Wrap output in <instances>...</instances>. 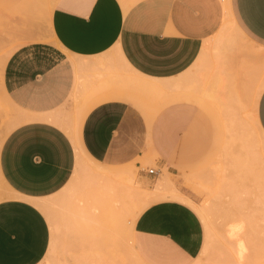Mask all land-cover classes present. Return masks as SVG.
I'll list each match as a JSON object with an SVG mask.
<instances>
[{
    "label": "crops",
    "instance_id": "0c3cea01",
    "mask_svg": "<svg viewBox=\"0 0 264 264\" xmlns=\"http://www.w3.org/2000/svg\"><path fill=\"white\" fill-rule=\"evenodd\" d=\"M28 4L0 0V34ZM229 26L246 46L238 65ZM221 36L232 39L226 64ZM263 74L264 0H55L0 70V95L19 121L0 146V264L44 260L53 235L36 201L80 162L133 166L148 181L147 168L176 175L195 165L211 151L209 98L237 120L257 89L253 120L264 134ZM142 80L173 83L179 99L148 120L134 100ZM190 206L161 199L140 212L131 246L141 264L195 261L202 225Z\"/></svg>",
    "mask_w": 264,
    "mask_h": 264
},
{
    "label": "rangeland",
    "instance_id": "374dc122",
    "mask_svg": "<svg viewBox=\"0 0 264 264\" xmlns=\"http://www.w3.org/2000/svg\"><path fill=\"white\" fill-rule=\"evenodd\" d=\"M54 1L29 0L28 6L12 19L9 33L0 34V70L9 54L28 40L31 28L37 23L42 10L50 9ZM229 32L238 46L234 58L237 65L238 55L244 53L246 46L245 42L235 35L231 26ZM224 39L230 44L232 42L229 37L221 36L216 43L217 54L223 52V46L226 44ZM4 48L7 49L6 54L3 52ZM262 82L264 84V74ZM154 83L157 84V87L154 86L156 88H147ZM138 86L140 88H134V100L139 102L138 106L148 120L152 119L160 108L179 99L172 92L174 84L170 82L142 80ZM256 92L257 89H253L246 98V105L237 110V120H224L225 116H229L224 112L230 109L209 98L212 116L209 125L213 135L211 151L204 154L195 165L180 170L176 175H168L165 170L161 175L148 174V170L153 168H147L145 170L150 175L148 181L143 178L140 169L133 166L108 168L87 160L77 164L71 179L63 188L40 200L44 207H39L46 216L53 235L52 246L40 264H139L131 256L128 237L140 212L147 205L157 201L145 196L154 192L157 184L163 179L168 180L169 187L176 188L189 199L193 204L190 207L196 212L202 225V248L191 264H264V212L258 204L262 195L259 188L264 172L263 176L259 174L262 167L258 166L260 163L250 166L251 169L259 167V171L257 168L255 172L246 170L249 163L257 162V159L261 162V152L264 156V134L262 135L253 120ZM234 122L236 124H233ZM18 123L14 111L0 95V146ZM242 143L246 145L245 148ZM236 148L240 150L239 155ZM232 151L237 152L239 157ZM0 190L5 191L3 186H0ZM240 192L241 194H237ZM236 223L241 226L240 236L246 243L244 251L247 253L243 252L241 256L237 253L236 243L228 242L226 235L228 228L236 226ZM243 256H247V259L241 260Z\"/></svg>",
    "mask_w": 264,
    "mask_h": 264
},
{
    "label": "bare ground",
    "instance_id": "6f19581e",
    "mask_svg": "<svg viewBox=\"0 0 264 264\" xmlns=\"http://www.w3.org/2000/svg\"><path fill=\"white\" fill-rule=\"evenodd\" d=\"M123 2V1H122ZM226 42V44H224V46H223V52L222 53H218V57H217V59H222V61H224V59L226 58L225 57V53L227 52L226 51V49H227V46H228V44H230L229 43V41L227 40V39H224ZM12 50V49H11ZM226 51V52H225ZM232 54V53H231ZM229 56L228 57H230V54H228ZM234 56L236 57V55L234 54ZM220 57V58H219ZM227 57V58H228ZM233 57V56H232ZM227 58H226V60H227ZM221 59L220 60H218L217 62L218 63H221L222 61H221ZM232 59H234V58H232ZM224 61L225 62V64L227 63V61ZM236 60V59H235ZM224 62H223V64H224ZM232 62H234L233 60H232ZM217 63V64H218ZM236 63V62H235ZM235 63H234V66H235ZM224 64V65H225ZM240 64H243V63H240ZM230 65V64H229ZM237 65H238V63H237ZM245 64H243V66H244ZM241 66V65H240ZM248 67V66H247ZM250 68V67H249ZM249 68H246V67H242L241 69H245V70H247L248 69V71H251V69H249ZM245 70H243V73H246L245 72ZM253 71V70H252ZM242 73V74H243ZM246 74H248V73H246ZM157 84H150L147 88H156L157 86H156ZM159 85V84H158ZM154 86H156V87H154ZM232 87V86H231ZM242 120H243V118H241ZM239 121H240V119H239ZM238 121V122H239ZM230 123H231V121H230ZM242 123H244V120H243V122ZM249 123V119H248V121H247V124ZM232 124V123H231ZM230 124V125H231ZM233 124H236V122H234ZM239 124H241V123H239ZM250 124V123H249ZM249 124H248V126H249ZM238 125V124H237ZM244 126V125H243ZM247 126V127H248ZM233 127V126H232ZM231 128V127H230ZM239 128H240V126H239ZM242 128V127H241ZM232 129V128H231ZM244 129H245V127H244ZM239 130H241V129H239ZM229 131V130H228ZM231 131V130H230ZM242 131H243V129H242ZM244 132V134H245V131H243ZM249 133V132H248ZM247 134V133H246ZM259 134V133H258ZM231 135H236L235 133L233 134V133H231ZM263 135V134H262ZM240 137V136H239ZM244 137V136H243ZM263 137H264V135H263ZM241 138V137H240ZM247 138V137H246ZM237 139V138H236ZM243 139V138H242ZM264 138H262V140H263ZM230 140V139H229ZM233 140V139H232ZM247 140V139H246ZM245 140V141H246ZM243 141V140H242ZM241 141V142H242ZM250 141H252V140H250ZM234 141H232L231 143H233ZM239 142V141H238ZM237 142V143H238ZM250 143V142H249ZM264 143V142H263ZM234 144V143H233ZM248 144V143H247ZM252 144V143H251ZM230 145V144H229ZM228 145V146H229ZM238 145V144H237ZM236 145V146H237ZM242 145H244L243 143H242ZM249 145V144H248ZM232 146V145H231ZM245 146L246 145H244L243 147L245 148ZM260 146H261V144H260ZM242 147V148H243ZM253 147H254V145H253ZM263 147V146H262ZM262 147H260V148H262ZM233 148V147H232ZM240 148V147H239ZM247 148V147H246ZM249 148V147H248ZM231 148H228V150H230ZM237 149V150H236ZM236 149H233V150H236V151H238V148H236ZM241 149V148H240ZM250 149V148H249ZM251 149H253L252 147H251ZM255 150H257L256 148H254ZM240 151V150H239ZM239 151H238V155H239ZM244 151L245 152H247L246 151V149H244ZM252 151V150H251ZM233 152V151H232ZM242 152H243V150H242ZM241 152V153H242ZM249 152V151H248ZM258 152H260V151H258ZM234 153V152H233ZM241 153H240V155H241ZM255 153H256V151H255ZM234 154H236L237 155V152H235ZM244 154V153H243ZM261 154H262V156H263V153L261 152ZM237 155V156H238ZM252 155V154H251ZM256 155V154H255ZM258 155V154H257ZM259 156H260V153H259V155H258V158H259ZM262 156H260V159H262L263 160V158H264V156L262 157ZM239 157V156H238ZM238 157H236V159H238ZM247 157V156H246ZM255 158H256V156H255ZM254 158V159H255ZM256 160V159H255ZM259 159H257V162H251V163H249V165H247V167L249 166V168H246V170H249V169H251L250 168V166H251V164H255V163H260L259 165L258 164H255V166H262L261 167V170L260 169H258L259 167H256L257 169H258V171L260 170V175H262L263 176V172H264V167H263V162H264V160L262 161L261 160V162H259L258 161ZM238 161V160H237ZM234 162V161H233ZM246 162V161H245ZM232 164V163H231ZM233 164H235V162L233 163ZM232 164V165H233ZM245 164V163H244ZM230 166V165H229ZM255 166L253 167V168H255ZM255 168V169H256ZM255 169H251V170H255ZM256 169V170H257ZM237 170V169H236ZM255 170V171H256ZM231 171V170H230ZM254 171V172H255ZM236 172V171H235ZM250 173V172H249ZM257 173V172H256ZM247 174V173H246ZM245 174V175H246ZM235 175V174H234ZM248 175V174H247ZM252 175V174H251ZM262 176H260V177H262ZM235 178H236V176H235ZM238 178V177H237ZM253 178H255V177H253ZM232 180H234V178L232 179ZM238 181V180H237ZM250 181V180H249ZM252 184V183H251ZM254 184V183H253ZM230 185V184H229ZM254 185H256V184H254ZM260 185H261V188H259V189H261V197L258 199V204L260 205V207H261V209H262V211L264 212V177H263V179H262V182L260 183ZM236 186V185H235ZM243 187H244V184H243ZM246 187H249V186H246ZM245 187V188H246ZM260 187V186H259ZM232 188V187H231ZM251 188V187H250ZM249 188V189H250ZM255 188V187H254ZM254 188L252 189L253 191H254ZM242 189H244V188H242ZM246 189H248V188H246ZM257 189H258V187H257ZM258 189V190H259ZM250 193H252V191L250 192ZM237 194H241V192L240 193H237ZM234 195H236L235 193H234ZM259 195V194H258ZM136 196V195H135ZM244 197H246L245 195H243ZM136 197H138V196H136ZM146 198H148V199H151V200H161V199H178V200H182V201H184V202H186V203H188V204H190L191 206L193 205L190 201H189V199L188 198H186L184 195H182L181 194V192H178L177 190H176V188H174V187H169V182H168V180H166V179H163L161 182H159L158 184H157V186H156V189L154 190V192H152L151 194H149V195H147V196H145ZM238 197V196H237ZM249 197H251V196H249ZM138 198H140L141 199V197L139 196ZM235 200H236V198L235 197H233ZM130 199H132V198H130ZM138 200V199H137ZM237 200H239V198H237ZM104 201V200H103ZM138 202H139V200H138ZM240 203V202H239ZM36 204L39 206H41L42 204H41V202H40V200H37L36 201ZM116 204V203H115ZM114 204V205H115ZM132 204H133V202H132ZM138 204V203H137ZM42 207H44L43 205H42ZM116 207V206H115ZM124 207V206H123ZM135 208H137V207H135ZM134 208V209H135ZM139 210H137V212H138ZM96 212V211H95ZM136 214V213H135ZM241 218V217H240ZM239 219V218H238ZM232 223V222H231ZM229 226L231 225L230 224V222H229V224H228ZM227 225V226H228ZM240 229H241V226H239V225H237V223H236V226H231V227H229L228 228V230H227V238H228V242H230V243H232V242H235L236 243V246H237V253H238V255L239 256H241L242 255V253L243 252H245L246 250H245V248H246V243L243 241V239H241L242 237L240 236V232H242V231H240ZM130 240H129V246H130V248H131V256L133 257V259L134 260H136L139 264H141L140 263V261L137 259V257L135 256V254H134V252H133V249H132V246H131V232H130V235H129V237H128ZM233 244V243H232ZM234 246V245H233ZM245 250V251H244ZM245 253H247V252H245ZM244 259H247V256H243V258L241 259V260H244ZM238 260V259H237Z\"/></svg>",
    "mask_w": 264,
    "mask_h": 264
},
{
    "label": "built area",
    "instance_id": "2783aa9c",
    "mask_svg": "<svg viewBox=\"0 0 264 264\" xmlns=\"http://www.w3.org/2000/svg\"><path fill=\"white\" fill-rule=\"evenodd\" d=\"M148 174H154V170L153 169H149L148 170Z\"/></svg>",
    "mask_w": 264,
    "mask_h": 264
}]
</instances>
